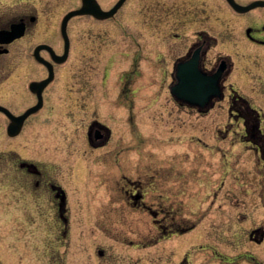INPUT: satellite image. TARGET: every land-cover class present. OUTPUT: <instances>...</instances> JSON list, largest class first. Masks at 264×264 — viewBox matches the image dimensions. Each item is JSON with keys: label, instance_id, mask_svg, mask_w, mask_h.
I'll return each instance as SVG.
<instances>
[{"label": "flooded vegetation", "instance_id": "flooded-vegetation-1", "mask_svg": "<svg viewBox=\"0 0 264 264\" xmlns=\"http://www.w3.org/2000/svg\"><path fill=\"white\" fill-rule=\"evenodd\" d=\"M96 1L108 10L118 0ZM222 1L234 16L239 14L227 0ZM126 2L107 18L75 16L88 17L93 23L88 30H77L75 61L72 68L67 67L73 80L68 93L61 92V83L54 84L70 63L69 35L65 44L60 30L61 42L50 45L59 55L55 59L48 48L40 46L46 42L27 43L36 20L31 12L15 14L0 25V31L14 26L16 34L10 41L0 37V74L7 77L26 66L0 98L6 134L11 115L20 116L37 105L10 137L42 114L51 123L68 124L50 142L60 143L61 163L72 167L69 174L65 175L63 166L9 156L10 169L20 175V186L42 200V209L53 214L61 236L69 233L70 213L82 207L107 214L146 213L159 233L157 240L192 230L204 215L202 204L197 217L193 215L194 199L202 203L204 196L220 189L228 129L251 152L252 170L264 182V56L260 52L264 24L248 26L249 33L245 29L252 50L232 53L215 49L223 33L183 28L192 21L188 3L178 14H156L151 8L145 13L139 8L137 18L130 19L128 14H118ZM22 40L27 44L18 45ZM6 67L10 70L5 71ZM236 70L241 81L245 76L250 79L251 95H246L242 82L236 87L231 81ZM209 77L219 85V95L201 104L190 102L204 97L192 96L193 84ZM225 101L236 128L227 126L223 108L213 114ZM83 167L86 188L81 191L74 187L81 181L77 175ZM97 253L105 255L103 249ZM179 259L174 264H189L187 254Z\"/></svg>", "mask_w": 264, "mask_h": 264}, {"label": "rangeland", "instance_id": "rangeland-1", "mask_svg": "<svg viewBox=\"0 0 264 264\" xmlns=\"http://www.w3.org/2000/svg\"><path fill=\"white\" fill-rule=\"evenodd\" d=\"M143 1L145 3L141 0H128L120 8L119 16L128 14L130 19H136L139 8L145 13L151 8V12L156 14H178L185 11L188 3L192 21L183 28L193 32L206 29L211 34L223 33L215 46L216 50L232 53L252 50L253 44L245 40V29L248 26L260 28L264 24V7H255L234 16L222 0ZM250 1L252 0H239L243 4ZM79 4L80 0H0V25L15 14L31 12L36 20L27 43L34 45L46 42L57 46L62 39V16ZM92 23L88 17H73L68 22L67 31L72 45L70 63L62 68L64 73L61 72L54 84L64 85L61 92H70L69 86H72V75L68 76L67 67L72 68L75 61L77 30H88ZM27 43L22 40L18 45ZM260 48L264 56V47ZM234 62L237 67V56L234 57ZM25 67L22 65L19 67L20 72L17 69L7 77L0 74V98L19 79L18 75L21 76ZM4 70L9 71L10 68L6 67ZM230 79L236 87L242 82L246 95H251L248 77L245 76L241 81L236 70ZM227 106V101L219 103L213 114L224 109L227 126L233 124L236 128L237 122L229 118ZM4 122L0 118V264H174L184 254L188 255L189 264H264V238L261 242H256L249 237L252 229H264L263 177H258L253 172V165H250L251 152L238 142L233 130L225 131L224 156H221L224 160L223 180L219 183L220 189L204 196L202 203L194 199L195 218L201 212L198 207L201 204L203 206L204 215L199 219V224L185 234L157 240L159 233L146 213L107 214L102 210H86L84 207L70 213L72 223L69 233L61 236L53 214L42 209V200L20 186V175L14 174L10 169L9 156L32 158L53 163L60 168L63 166L60 143H51L50 140H53L54 133H61L68 124L51 123L46 114H42L25 126L16 137H10L4 130ZM216 145L214 144L215 148ZM209 146L213 147L211 143ZM210 163L217 164L218 161L210 159ZM193 165L194 171L198 172L200 169L195 160ZM51 167L53 168L52 165ZM63 167L66 168L65 175L69 174L72 169L70 164ZM83 168L80 171L82 175L77 170L81 183L78 182L74 187L81 191L86 188L87 171ZM238 179H244L247 183H238ZM98 249H103L105 255L100 256Z\"/></svg>", "mask_w": 264, "mask_h": 264}, {"label": "water", "instance_id": "water-1", "mask_svg": "<svg viewBox=\"0 0 264 264\" xmlns=\"http://www.w3.org/2000/svg\"><path fill=\"white\" fill-rule=\"evenodd\" d=\"M124 0H119L110 10L108 11H104L100 8L99 4L96 2V0H82V5L81 7L77 8V9H74V10H70L69 12H67L64 17L62 18V21H61V31H62V34L63 36L66 38V25H67V21L70 17L74 16V15H78V14H84V13H92L94 15H97L98 17H108L110 15H112L116 10L117 8L122 4ZM230 4L239 12H245V11H248L250 10L251 8H254V7H257V6H264V0H255V1H252L251 3L249 4H246V5H242V4H239V3H236L234 0H229ZM15 27L13 26L12 28V31H2L0 32V37H2L3 39H5L4 41H9L11 40L16 34L14 33L15 32ZM44 47H47L49 48L47 45H42ZM51 50V49H50ZM52 52V50H51ZM54 57H55V54H53ZM56 58V57H55ZM200 86L199 89H197V87ZM194 90H193V94L192 96L195 97V96H199V95H204L203 98H193V99H190L189 101L192 102V103H205L208 101V98L212 97L213 95H218L219 94V86L218 84L213 80L211 79L210 77L209 78H206L203 82H195L194 84ZM196 93H200L199 95H196ZM38 106V105H37ZM37 106L33 107V108H30L28 109L25 113H23L22 115L20 116H13L11 115V124L9 125L8 127V133L10 135H13L15 134L18 130H19V127H20V124L22 123L23 119L32 111H34ZM263 232L262 229L260 228H257V229H254L250 236L253 235V233H261ZM262 234L261 233V238H262Z\"/></svg>", "mask_w": 264, "mask_h": 264}]
</instances>
